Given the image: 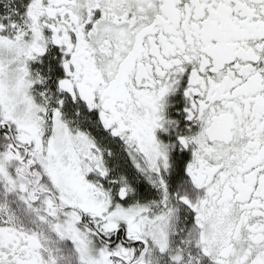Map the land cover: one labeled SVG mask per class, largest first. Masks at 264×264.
Returning a JSON list of instances; mask_svg holds the SVG:
<instances>
[{
  "label": "snow or ice",
  "instance_id": "obj_1",
  "mask_svg": "<svg viewBox=\"0 0 264 264\" xmlns=\"http://www.w3.org/2000/svg\"><path fill=\"white\" fill-rule=\"evenodd\" d=\"M0 264H264V0H0Z\"/></svg>",
  "mask_w": 264,
  "mask_h": 264
}]
</instances>
